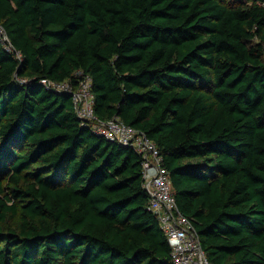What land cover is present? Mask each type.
<instances>
[{
	"label": "trees",
	"instance_id": "trees-1",
	"mask_svg": "<svg viewBox=\"0 0 264 264\" xmlns=\"http://www.w3.org/2000/svg\"><path fill=\"white\" fill-rule=\"evenodd\" d=\"M0 264H173L141 157L41 80L151 140L211 264H264V0H0Z\"/></svg>",
	"mask_w": 264,
	"mask_h": 264
},
{
	"label": "built area",
	"instance_id": "built-area-1",
	"mask_svg": "<svg viewBox=\"0 0 264 264\" xmlns=\"http://www.w3.org/2000/svg\"><path fill=\"white\" fill-rule=\"evenodd\" d=\"M0 40L5 50L21 55L9 42L0 28ZM75 82L55 83L41 80L46 89L70 94L73 110L79 121L94 133L108 141L116 142L134 150L141 157L142 187L148 198L147 209L156 217L160 230L166 237L173 264H211L201 248L198 235L191 221L178 209L170 191V177L155 144L135 128L118 118L100 120L94 114L92 78L82 71L74 75Z\"/></svg>",
	"mask_w": 264,
	"mask_h": 264
},
{
	"label": "water",
	"instance_id": "water-1",
	"mask_svg": "<svg viewBox=\"0 0 264 264\" xmlns=\"http://www.w3.org/2000/svg\"><path fill=\"white\" fill-rule=\"evenodd\" d=\"M68 97H70V94L69 95H67Z\"/></svg>",
	"mask_w": 264,
	"mask_h": 264
}]
</instances>
